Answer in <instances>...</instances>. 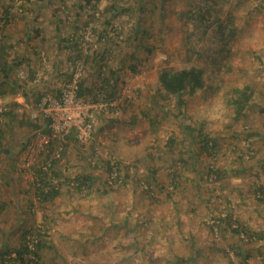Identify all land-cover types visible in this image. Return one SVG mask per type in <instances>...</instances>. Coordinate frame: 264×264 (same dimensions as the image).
I'll list each match as a JSON object with an SVG mask.
<instances>
[{"label":"rangeland","instance_id":"1","mask_svg":"<svg viewBox=\"0 0 264 264\" xmlns=\"http://www.w3.org/2000/svg\"><path fill=\"white\" fill-rule=\"evenodd\" d=\"M199 2L0 0V264L32 258L16 255L29 227L42 234L39 264H264V0ZM185 66L218 88L183 96L178 109L175 97L159 99L157 75ZM73 79L77 91L86 83L76 98L92 131L85 143L75 126L51 141L54 152L69 147L55 167L61 199L44 203L33 181L47 152L26 164L25 146L50 133L42 101ZM246 85L236 114L234 89ZM200 126L216 141L208 152ZM105 161L119 167V185L108 183ZM80 175L88 187L75 192ZM229 211L263 237L243 244L211 232ZM239 245L246 261L230 250Z\"/></svg>","mask_w":264,"mask_h":264},{"label":"trees","instance_id":"2","mask_svg":"<svg viewBox=\"0 0 264 264\" xmlns=\"http://www.w3.org/2000/svg\"><path fill=\"white\" fill-rule=\"evenodd\" d=\"M201 0H192V9H198L197 5L200 3ZM8 19L5 18V22H7ZM221 26H219L220 28ZM5 48V45H2L0 47V54L3 52ZM102 85L104 87H109V82L106 77H102ZM157 81L159 84L160 89L162 90V94L160 93V100L165 101L171 97H175V107L182 106L185 109V103H183L184 97H192L195 95L196 91L199 90H215V84L213 85V79L204 74V71L202 68L197 66H185L175 69H169V68H161L157 75ZM116 81H113V84ZM86 83L85 81H81L78 84V91L77 95L82 96L86 91ZM106 91V90H105ZM234 92L236 93V98L234 99L235 104V112L236 114H239L247 104L250 96H251V90H249L248 85L242 87V88H235ZM113 98L110 97L109 94L106 95V101L108 102ZM162 101H156L154 99L153 102H156L154 105L155 110H164L165 106L164 103H161ZM179 109V108H178ZM181 110V109H180ZM186 128V131H188L186 134H191V132L194 130L190 127L189 122L184 125ZM197 139L199 140V147L201 150L208 152L209 149H214L216 145V141L214 137L209 136L206 134L203 129L200 127H197L195 129ZM190 132V133H189ZM3 136L2 130L0 129V144H1V137ZM186 138V142H187ZM172 142V139H170ZM169 144V142L167 143ZM52 142L48 145V151L45 155V160L48 161L50 159V166L48 168V171H43L41 167L37 169V172L34 177V186L36 188L35 195L36 197L44 202H52L56 197H58L61 194V189L59 187V184L54 182V179H57L58 176L56 175V169L55 167L60 163L62 158L65 156L66 148L62 147L59 150V155L56 157L55 152L51 150ZM171 149V147H169ZM7 152V151H6ZM177 152V151H176ZM105 171L107 175H110L114 171V167L111 166L109 161H105ZM212 167V166H211ZM210 166L208 167V173L215 174L220 179L223 177V171L219 169H212ZM117 170H119V167L117 166L115 172L116 175ZM82 176V178H81ZM79 178V179H78ZM76 180H73L76 182V186H73V189L75 192H81L83 190V187L87 180H89V175H80L78 176ZM117 178H119V175H117ZM174 178V177H173ZM218 178V179H219ZM88 187V185H85ZM258 192L260 194H264V188H262L261 185L257 186ZM208 228L211 232H214L215 229H220L223 231H227L233 236L237 237L238 240H241L243 244H249L254 240H260L263 237V234L261 232H256L252 227L248 224L243 223L239 218L234 217L232 212H227L224 216L219 215L218 217H215L213 220V223L208 225ZM35 236L37 237L32 242V247L29 246V237ZM42 234L38 229H32L29 227L28 229H24L21 231L19 235V249L16 251V255L19 258V260L22 262V256L24 255H31L32 258L28 259V264L34 263L39 264V251L44 246L42 239ZM224 257L228 258L230 261V254L228 251L226 252L224 249H221ZM230 250L234 251L235 255L242 258V247L241 245L238 246V248L235 250L234 247H231ZM247 257H243V261H246ZM26 263V264H27Z\"/></svg>","mask_w":264,"mask_h":264},{"label":"built area","instance_id":"3","mask_svg":"<svg viewBox=\"0 0 264 264\" xmlns=\"http://www.w3.org/2000/svg\"><path fill=\"white\" fill-rule=\"evenodd\" d=\"M78 77V73L74 74ZM77 82L75 79L71 83H64L60 89L58 97L46 96L42 101V108L45 114L49 116L50 133L37 132L34 139L27 142L26 150V164H32L34 158L41 152L46 151L51 141L55 138L63 142L65 137L70 134L71 128L75 126L76 138L79 142L85 143L92 131L93 115L86 114L81 117L80 104L76 98ZM59 155V151L55 152V156ZM50 166V159L42 162L39 166L43 171H48ZM113 173L108 175V183L117 186L120 184V179L116 175V167L111 164ZM57 183V179L53 180ZM77 185L76 183H73Z\"/></svg>","mask_w":264,"mask_h":264},{"label":"crops","instance_id":"4","mask_svg":"<svg viewBox=\"0 0 264 264\" xmlns=\"http://www.w3.org/2000/svg\"><path fill=\"white\" fill-rule=\"evenodd\" d=\"M68 147H69V146H68ZM68 147H67V148H68ZM67 148H66V149H67ZM65 152H66V151H65ZM60 199H61V194H60L58 197H56V198L54 199V202H55V201L57 202V201L60 200Z\"/></svg>","mask_w":264,"mask_h":264}]
</instances>
